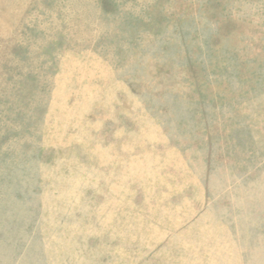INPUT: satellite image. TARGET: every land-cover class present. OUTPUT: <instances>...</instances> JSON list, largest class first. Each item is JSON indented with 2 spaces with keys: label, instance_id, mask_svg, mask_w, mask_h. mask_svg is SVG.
Segmentation results:
<instances>
[{
  "label": "rangeland",
  "instance_id": "rangeland-1",
  "mask_svg": "<svg viewBox=\"0 0 264 264\" xmlns=\"http://www.w3.org/2000/svg\"><path fill=\"white\" fill-rule=\"evenodd\" d=\"M0 264H264V0H0Z\"/></svg>",
  "mask_w": 264,
  "mask_h": 264
}]
</instances>
